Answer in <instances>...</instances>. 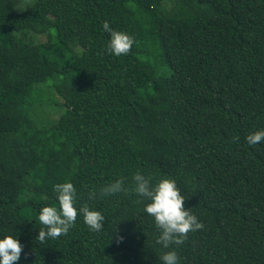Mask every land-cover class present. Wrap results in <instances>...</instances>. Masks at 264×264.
<instances>
[{
	"label": "trees",
	"instance_id": "16d2710c",
	"mask_svg": "<svg viewBox=\"0 0 264 264\" xmlns=\"http://www.w3.org/2000/svg\"><path fill=\"white\" fill-rule=\"evenodd\" d=\"M21 2L0 0V239L23 245L16 264H264V141L246 140L264 130V0ZM105 21L134 37L127 55L107 51ZM49 79L62 110L43 121L29 100ZM138 172L174 179L203 229L157 244ZM121 178L127 193L89 199ZM64 182L104 227L80 215L42 243Z\"/></svg>",
	"mask_w": 264,
	"mask_h": 264
},
{
	"label": "clouds",
	"instance_id": "9594fccd",
	"mask_svg": "<svg viewBox=\"0 0 264 264\" xmlns=\"http://www.w3.org/2000/svg\"><path fill=\"white\" fill-rule=\"evenodd\" d=\"M103 29L110 34L107 51L115 56L127 55L132 48L134 37L123 31L110 28L107 21L103 22ZM238 139V138H237ZM249 145H256L264 141V130H259L246 137ZM134 191L150 202L144 211L154 219L159 237L156 243L168 249L170 245H182L190 232L203 229V223L185 208V197L181 194L174 179L163 178L155 185L151 184V177L139 172L132 177ZM56 200L59 207L44 206L39 212V222L43 225L38 232V239L44 242L48 238L56 239L66 235L74 227L77 217L82 215L83 222L90 230L99 232L104 227V216L101 212L90 210L88 205L76 207V190L72 183L64 182L54 185ZM128 192L124 187V180L117 179L99 189V192L89 193V199L97 196L105 197ZM123 238L120 237L119 240ZM23 251V245L16 237L5 235L0 239V264H16ZM160 260L162 264H178L175 251H166Z\"/></svg>",
	"mask_w": 264,
	"mask_h": 264
},
{
	"label": "rangeland",
	"instance_id": "374dc122",
	"mask_svg": "<svg viewBox=\"0 0 264 264\" xmlns=\"http://www.w3.org/2000/svg\"><path fill=\"white\" fill-rule=\"evenodd\" d=\"M33 1V0H32ZM27 0H22V2L17 7L18 11L25 10L30 4L31 0L26 3ZM43 34H33L32 38L34 41L42 40ZM53 80L49 79L42 83H37L32 87V95L29 100V107L33 108L35 106L39 107L36 109V113L38 116L41 115V120L47 121L53 118H57L61 112V108L54 104H49L51 101H55L56 98L53 96L54 91L50 89V85L52 84ZM62 89V87L60 88ZM57 101V100H56Z\"/></svg>",
	"mask_w": 264,
	"mask_h": 264
}]
</instances>
